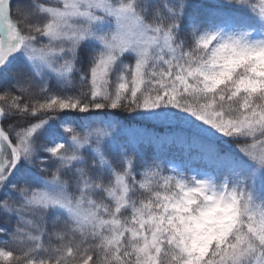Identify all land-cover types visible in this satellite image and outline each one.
<instances>
[{
	"label": "snow or ice",
	"instance_id": "obj_1",
	"mask_svg": "<svg viewBox=\"0 0 264 264\" xmlns=\"http://www.w3.org/2000/svg\"><path fill=\"white\" fill-rule=\"evenodd\" d=\"M0 264H264V0H0Z\"/></svg>",
	"mask_w": 264,
	"mask_h": 264
}]
</instances>
